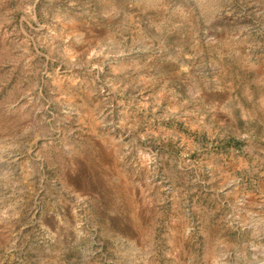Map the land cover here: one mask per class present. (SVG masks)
Here are the masks:
<instances>
[{
    "label": "rangeland",
    "instance_id": "rangeland-1",
    "mask_svg": "<svg viewBox=\"0 0 264 264\" xmlns=\"http://www.w3.org/2000/svg\"><path fill=\"white\" fill-rule=\"evenodd\" d=\"M0 264H264V0H0Z\"/></svg>",
    "mask_w": 264,
    "mask_h": 264
}]
</instances>
